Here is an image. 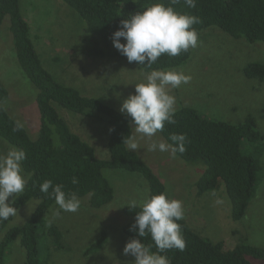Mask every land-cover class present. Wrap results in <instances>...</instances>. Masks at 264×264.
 Masks as SVG:
<instances>
[{
	"label": "trees",
	"instance_id": "obj_1",
	"mask_svg": "<svg viewBox=\"0 0 264 264\" xmlns=\"http://www.w3.org/2000/svg\"><path fill=\"white\" fill-rule=\"evenodd\" d=\"M64 1L86 21L85 32L88 35L85 42L91 48V56L125 61H128L127 57L113 46L112 40L113 33L121 27V21L145 10L152 3L163 2L166 6L169 3V0ZM172 6L181 13L200 18V23L193 25L200 40L198 44L204 32L213 27L246 42H264V0H196L195 8H189L184 0H180ZM7 17L10 19L19 64L38 88L37 103L41 113V129L38 137L33 139L26 127L5 108L9 91L0 78V139L25 151L23 168L29 177L24 191L10 203L13 201L17 211L33 199L39 203L22 225H10L15 216L0 221V232L5 233L0 241V264L10 261V249L15 242L22 248L24 264H48V250L55 248L57 252L69 253L71 249L64 233L65 225L62 227L57 221L59 219L55 217L54 220L52 217L56 208L54 198L40 191V185L45 180L62 184L66 193L75 192L81 198L82 206L94 209L104 208L116 198V189L106 176L109 169L141 174L148 182L150 196L162 192L172 195L158 173L123 143L132 132L131 117L101 99L87 96L79 88L63 83L45 67L42 59L44 52H38L31 25L22 11L21 0H0V27ZM36 38L42 41V37ZM192 54L193 49L190 48L175 57L162 55L151 68L138 62L132 64L147 72L166 70L186 64ZM244 73L248 78L264 81V58L249 62L244 66ZM55 104L78 115L97 118L104 122L106 129L108 125L109 156H98L94 146L73 131ZM174 118L176 123H166L164 131L160 133L170 144L173 143L169 139L171 134H186V151L182 154L178 152L177 155L190 165L204 166V171L194 183L197 194L201 196L223 187L225 198L227 193L231 200L233 220L243 219L255 196L257 185L264 177L263 161L249 148V145L263 138L258 121L254 117H247L239 123L214 119L192 106L180 107ZM17 122L23 128L16 130ZM73 177H77L79 183L73 184ZM138 211L139 205L132 209L126 204L124 212L128 218L123 225L114 224L119 225L116 232H120L121 238L125 240L121 245L123 249L127 237L130 240L139 239L146 245L152 243L150 235L139 237L138 230H131ZM178 223L186 248L184 251L169 249L161 253L169 258L171 264H256L251 257L264 260V248L249 244L246 240L234 248L226 249L224 241L203 236L186 220L182 219ZM103 226L98 236L85 245L83 253L86 257L109 244L114 245L115 235ZM105 251L107 254L101 259V264L119 258L123 253L116 247L106 248ZM152 251H156L154 245ZM113 253L117 256L114 257Z\"/></svg>",
	"mask_w": 264,
	"mask_h": 264
},
{
	"label": "rangeland",
	"instance_id": "obj_2",
	"mask_svg": "<svg viewBox=\"0 0 264 264\" xmlns=\"http://www.w3.org/2000/svg\"><path fill=\"white\" fill-rule=\"evenodd\" d=\"M21 6L31 25L38 52H44L42 59L45 67L63 83L79 88L85 95L97 97L120 110L123 101L135 94V84L144 82L150 73L119 58L91 56V48L85 42L88 35L85 32L86 21L64 0H21ZM36 36L42 37V41L39 42ZM192 49L193 54L186 64L166 69L183 71L191 76L188 84L170 89V94L176 97V110L182 106H192L205 116L233 123L254 117L263 138L249 145V148L264 163V81L248 78L244 73L245 65L264 58V42H246L213 27L204 32L201 43ZM0 78L9 91L5 108L36 139L41 129L38 88L19 64L8 17L0 27ZM55 107L73 131L94 146L98 156H109L108 125L106 129L104 122L97 118L78 115L58 104ZM160 140L169 143L158 132L152 140L139 139L141 148L133 151L158 173L172 197L183 202L184 218L189 225L205 237L224 241L226 249L234 248L244 240L264 248V177H261L257 185L247 213L243 219L235 221L231 216V200L227 193L225 198L223 187L201 196L197 194L194 183L204 171L202 164L190 165L177 154L171 158L168 152L146 150L150 143ZM11 146L0 139V154L6 153ZM106 176L113 183L117 194L114 201L104 208L94 209L81 205L75 213L61 210L56 215V205L53 215L49 213L54 220L55 217L59 219L57 221L62 227L65 225L64 233L71 251L57 252L55 248L48 250V264H101L107 254L106 248L124 250L121 245L125 240L121 238L120 232H116L117 227L128 218L124 206L133 200L139 205L142 199L150 196V187L147 180L138 173L109 169ZM14 197H10L9 202ZM38 203V200L33 199L18 210L10 225H22L35 211ZM116 223L119 225H114ZM102 224L103 228H108L115 235L114 245H105L103 250L86 257L84 247L90 239L98 236ZM4 236L5 233L0 232V241ZM129 241L127 237L126 244ZM14 244L10 249L12 257L7 264H24L22 248L20 244ZM113 255L117 256L116 253ZM251 258L256 264H264L262 259ZM134 260L135 257L126 256L123 251L119 258L106 264H133Z\"/></svg>",
	"mask_w": 264,
	"mask_h": 264
},
{
	"label": "clouds",
	"instance_id": "obj_3",
	"mask_svg": "<svg viewBox=\"0 0 264 264\" xmlns=\"http://www.w3.org/2000/svg\"><path fill=\"white\" fill-rule=\"evenodd\" d=\"M179 2L169 0L167 6L163 2H155L122 20L121 27L113 33V46L127 57L129 63L138 62L149 68L162 55L175 57L197 47L198 33L193 25L200 23V18L177 11L172 5ZM184 3L189 8L196 7V0H184ZM121 38L126 43H122ZM190 81L191 76L183 71L156 69L146 75L144 82L135 84V94L126 98L120 108L121 113L131 117L132 132L123 142L129 150L140 149L139 139L152 140L158 132L164 131L166 123H176V97L170 94V89ZM21 128L23 125L17 122L16 130ZM169 139L173 143L153 141L146 150L168 152L171 158L186 151V134L174 133ZM25 159V151L15 146L0 154V221L17 214V208L9 198L22 193L28 183L29 177L23 168ZM72 183H79L78 178L73 177ZM40 191L54 198L58 206L56 215L61 210L75 213L81 207V200L75 192L66 193L62 184H54L52 180H45ZM127 206L136 209L138 202L133 200ZM139 208L131 230H138L139 237L150 235L152 243L146 245L139 239H132L127 242L124 254L135 257L133 264H171L169 258L161 253L169 249L184 251L186 248L178 223L186 220L183 202L172 198L168 192H162L142 199ZM153 245L156 251H152Z\"/></svg>",
	"mask_w": 264,
	"mask_h": 264
}]
</instances>
